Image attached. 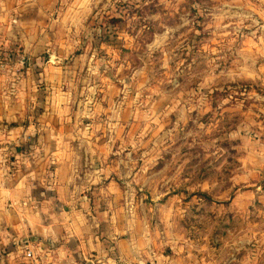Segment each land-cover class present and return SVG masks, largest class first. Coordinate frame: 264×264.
I'll use <instances>...</instances> for the list:
<instances>
[{"label":"rangeland","instance_id":"1","mask_svg":"<svg viewBox=\"0 0 264 264\" xmlns=\"http://www.w3.org/2000/svg\"><path fill=\"white\" fill-rule=\"evenodd\" d=\"M19 1L0 264H264V0Z\"/></svg>","mask_w":264,"mask_h":264},{"label":"crops","instance_id":"2","mask_svg":"<svg viewBox=\"0 0 264 264\" xmlns=\"http://www.w3.org/2000/svg\"><path fill=\"white\" fill-rule=\"evenodd\" d=\"M19 3H20L19 0H0V46L1 45L6 46L7 44H9V40L13 36V33H8V31L6 30V28H7L6 27V24L8 23L9 18H7V17H1V14L6 13L8 11L7 8H9V7H13L15 5L18 7V4ZM70 232H71V230H70ZM67 238L74 239V237H73L72 234H70ZM60 248H62V247H60ZM91 249H95V248H91ZM97 250H98V248H97ZM100 250H98V252L100 253V254H98L99 256L98 255L96 256L97 264H109L108 258L105 257V246L104 247H101ZM83 251L85 252L84 248H83ZM118 251H119V253H122L123 254V252H125L124 245H119ZM51 252L52 251H49L47 254H45V255L48 256V257H46L47 261L48 260L56 261V258H55L56 256L55 255L54 256H51L50 255ZM84 252H82V253L85 255ZM126 253L123 254L124 257H125V254ZM122 258L123 257H121V259ZM123 263L124 264H143V261L141 260V258L134 257V259L133 258H129L128 259V257H127V258H123ZM110 264H112V263H110Z\"/></svg>","mask_w":264,"mask_h":264},{"label":"built area","instance_id":"3","mask_svg":"<svg viewBox=\"0 0 264 264\" xmlns=\"http://www.w3.org/2000/svg\"><path fill=\"white\" fill-rule=\"evenodd\" d=\"M25 256L27 258H34V255H33V252L31 249H29L26 253H25Z\"/></svg>","mask_w":264,"mask_h":264}]
</instances>
